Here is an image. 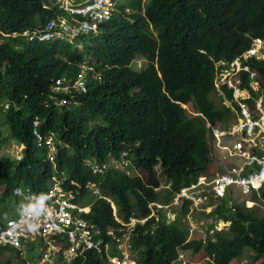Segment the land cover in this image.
Listing matches in <instances>:
<instances>
[{
    "label": "trees",
    "instance_id": "obj_1",
    "mask_svg": "<svg viewBox=\"0 0 264 264\" xmlns=\"http://www.w3.org/2000/svg\"><path fill=\"white\" fill-rule=\"evenodd\" d=\"M43 1L0 0V152L6 142L25 145L21 162L0 159V181L5 186L1 213L13 199L15 187L23 183L33 192L44 193L52 177L45 147L33 133L36 121L43 137L55 133L56 140L68 145L59 152V171L83 184L99 183L125 220L130 215L148 216L150 202L171 201L175 192L208 173L213 162L219 166L210 156L205 119L222 121L230 110L217 107L211 98L214 63L233 61L251 47L253 39L264 38V0H150L143 14L137 11L140 1L129 0L121 10L136 13H122L102 24L101 36L88 39L97 45L84 50L9 36L58 18L59 11L42 9ZM88 55L110 67L104 82L91 85L83 104L72 113L43 107L52 81L75 74L76 64ZM139 57L147 64L137 72L130 65ZM252 66L259 69L264 86V61H253ZM2 103L10 105L5 110ZM180 103L198 115L189 117ZM2 128H8V139L2 136ZM122 152L128 154L131 166L148 174L147 182L113 167L95 177L84 166L89 159L104 163L108 155L119 157ZM167 183L171 189H164L160 196L155 188ZM259 193L261 197L256 198L264 206V189ZM214 206L211 213L202 212L214 222L201 240H190L179 219L166 223L162 218L155 226L136 229L130 236L136 264H174L181 251L203 253L207 264H230L247 248L264 264V215L233 198ZM188 213L190 202L186 201L179 215ZM87 219L102 231L117 226L104 199L96 200ZM220 222L230 223L229 229L211 236ZM5 252L11 257L0 264H25L20 251L3 248L0 256ZM73 264L105 262L99 253L91 252Z\"/></svg>",
    "mask_w": 264,
    "mask_h": 264
},
{
    "label": "built area",
    "instance_id": "obj_2",
    "mask_svg": "<svg viewBox=\"0 0 264 264\" xmlns=\"http://www.w3.org/2000/svg\"><path fill=\"white\" fill-rule=\"evenodd\" d=\"M50 2L53 6H59L68 12L71 17L60 18V27L55 32L50 31L56 26L55 22L49 24L48 31L34 32L33 37L32 33L25 32L24 34L31 39L49 41L56 38L66 40L77 37L96 31L98 22L111 17L108 9H101L99 0H88L83 7L75 6L70 0ZM77 16L89 17L91 21L82 22ZM253 58L264 61V40H254L250 50L229 64L230 71L234 75H238L241 71L248 73L249 88H240L239 85L243 82L240 79L228 83L222 80V83H227L228 88L233 89L234 100L231 104L234 114L221 124L216 126L209 124L213 133L209 142L210 150L215 160L223 164V170L209 172L190 186L181 188L168 203H150L148 207L151 213L148 217L138 219L132 216L128 223H122L123 228L110 229L107 234L117 243L119 251L126 252L122 246L130 248V236L137 226H144L150 219H154L157 223L162 218L167 222L173 221L186 201L190 202L191 213L195 209L209 212L214 205L228 196H235L236 193L249 195L264 188V86L258 72L247 64ZM91 70V67L83 65L77 80L73 81L65 77L55 80L49 98L56 100L55 95L72 94L73 91L86 93L88 72ZM58 103L55 101V105ZM34 134L40 143L44 140L38 130H34ZM47 145L52 152L57 153V148L51 139L47 140ZM53 158L50 157L51 160ZM224 160H228L229 163H224ZM91 169L94 173L103 172L96 165H92ZM163 185L164 189H171L170 183ZM85 186L93 195L100 196L95 184L86 183ZM16 194L22 195L31 202L37 200L36 195L24 193L20 189ZM73 195L72 190L66 191L59 182H55L42 201L22 212L18 219L9 221L6 227H0V248L11 247L21 251L22 259H25L24 255L31 248L30 252L35 255L25 259V264H59L61 257L69 262L74 257L85 255L92 250L102 252V244H104L102 230L80 217L87 209L72 202ZM209 203L213 206L209 207ZM246 204L250 202L246 201ZM33 225L37 226L35 230H32ZM228 226L222 224L221 228L216 226V230L228 229ZM216 230H213L212 234ZM105 245L106 248L110 247V244L105 243ZM110 262L135 264L127 255L122 258L113 257Z\"/></svg>",
    "mask_w": 264,
    "mask_h": 264
},
{
    "label": "clouds",
    "instance_id": "obj_3",
    "mask_svg": "<svg viewBox=\"0 0 264 264\" xmlns=\"http://www.w3.org/2000/svg\"><path fill=\"white\" fill-rule=\"evenodd\" d=\"M50 1L51 0H44L43 3H42V9H44V10H51V11L52 10L59 11L58 18H51L42 27L32 28V29H26L22 33H19L17 31L16 32H12V33H9V36L10 37H13V38H16L18 36H23L25 38H28L30 41H39V42H45V43H58L59 45H61L62 43H65V45H70V46H72L74 48H77L79 50H84L85 45H84L83 41L88 40V39H92L94 37H98V34L102 31L101 30L102 24H106V23H109V22L115 20L116 18L117 19L120 18V15L122 13L125 14V15L136 13L134 11H131L129 8H127L124 11L121 10L122 7H124L127 4V1H129V0H99V4L101 5V9H108L109 12L111 13V17L109 19H107V20H103L101 22H98L96 31H91L89 33L81 34V35H79L77 37L75 36V37H72V38H68L66 40H61V39H58V38H56L54 40H49V41H41L39 38H32L31 39L30 36L25 35L24 33L25 32H30V33H32V37H33V33L34 32L40 33V32H43L45 30L48 31V26H49V24L51 22H55L56 26L52 30H50V31L51 32H55L60 27V24H61L60 18H70L71 17V15L68 12H66L63 9H61L59 6H53ZM70 1L75 6H81V7H83L88 2V0H81L79 2H77L76 0H70ZM136 1H140V3H141L140 4L141 5V10H137V11L140 12L141 14H143L144 11H145L146 5H147V3L150 0H136ZM77 17L82 22H90L91 21L89 17H82V16H77ZM256 39L264 40V38L263 39L262 38H256ZM256 39H253L252 44H251V47L253 45L254 40H256ZM89 41H91V40H89ZM251 47L248 50H250ZM247 51H245L243 53H246ZM242 54H240L239 56H237L233 61H226L225 59H221V60H218V61H216L214 63V65H215L214 91L215 92L212 94V96H215L216 97L217 104H220L218 106L219 108L220 107H225L226 109L230 110V113L224 118V120L219 121V122H215V123H212L210 120L205 119V123L209 127V133H208V148H209V152H210V156L211 157H213V155H212L211 150H210V144H209V142H210V138L212 137V134L213 133H212V128H210V125L209 124H211L212 126H216L218 124H221V122H224L225 120L229 119L234 114V111L232 110V105L233 104H231L233 102V100H234L233 89L232 88H228V86L226 84L229 81H233L234 82L237 79H240V80H243V82H242V84L239 85V87L240 88H249V82L247 80L248 73H246V71H241V73L239 72L238 75H234L233 72L230 71L229 64H231L232 62H234ZM253 61H263V60H258L256 58H253V59H251L247 63L251 67L252 70H255V71L258 72L259 77L262 79L261 74L259 72V69L257 67H253L252 66ZM146 64H147V60L145 58L139 57V58L135 59L131 63L130 67L134 71L140 72V71H142L144 69V67L146 66ZM83 65H87V66H89V67L92 68V70L88 72V82H87L88 89H87V92L86 93H81V94H80V92H74V91H73L72 94H70V93L69 94H63V93H61V94L55 95L56 98H57L56 100L55 99H50L49 98V96H50L49 94L51 93V88H52L55 80H57L59 78H63V77L72 79L73 81L77 80V77H78L79 73L81 72V66H83ZM76 66L78 67V70L76 71L75 74H73V75H64V76L58 77V78H56V79H54L52 81V84H51L50 90H49V94L42 101V106L43 107L56 109L60 114H63L65 112L72 113L76 108H79L83 104V101H82L83 95H86L89 92L90 86L91 85H98V84H101L102 82H104V75H105V73H107L108 71H110V67L109 66H102V63H99L91 55H88V56L84 57V60L82 62L77 63ZM222 80L226 81L227 83H222ZM227 92H229V93H227ZM229 94L231 95V97H229ZM212 96H211V98H212ZM263 97H264V95H263ZM55 101H58L59 103L57 105H55ZM9 105L10 104H8V103H5V104L2 103L1 104V106H4V109L5 110L9 107ZM180 105L185 109V111L187 112V114H188L189 117L198 115V114L193 113L192 109L190 108V106L188 104L180 103ZM84 115H86V114H83V116ZM92 123L97 124L96 122H92ZM39 125H40V122L39 121L34 122V130H38L39 131V129H38V126ZM5 129L8 131V128H5ZM34 130H33V133H34ZM53 134H55V133H52V134H50L47 137H43L42 134H41L42 138L44 139L41 142V144H43L44 147H45V153H44V155H45V161H47L48 163H51L52 166H53V168L56 167L58 169V166H57V158L59 156V152L62 149H64V148H68V145H67V143L65 141H58V140H56L54 138V135ZM2 136H3V128H2ZM50 139L53 141L54 145L57 148V153L56 154L54 152H52V150L47 145V140H50ZM38 141L40 142L39 139H38ZM7 145H8V143H7ZM10 145H12V146H11V149L10 150H7V154L8 155L7 154L6 155H3V156L0 157V159L2 157H10V158H12L13 160H15L17 162H21L23 160V158H24L25 145L19 144V143H15V142L10 143L8 146H10ZM6 146L4 148H6ZM3 149H2V151H3ZM124 154H126L128 156V154L126 152L120 153L119 154V157H115L112 154H110V155H108L109 161L104 162V163L97 162V160L89 159V160H87V161L84 162V166L87 167L88 170L91 171V173L95 177L97 175H100V174L105 173L109 169V167H113L114 170L119 171L118 169H116L115 164L116 163H121L124 159L129 160L127 158V156H124ZM20 156H21V158H20ZM51 156L54 157L53 160L50 159ZM217 162L219 164L218 167H220L221 164L219 163V161H217ZM130 163H131V161H130ZM130 163L128 164V167L129 168L132 167L130 165ZM92 165H96L97 167L101 168L103 172H101V173H94L93 170L91 169V166ZM212 165L213 166H217V165L214 164V162H213ZM125 174H127V173H125ZM127 175H129V174H127ZM129 176H132V175H129ZM55 182H59L61 184L62 188L63 189L65 188L66 191H68V190H72L73 191L74 198L72 199V202H75L79 206L87 209V211L84 212L83 214H81L80 217L85 218V220H87V222H89V223L94 224L93 222H91L90 220H88L87 217L93 213V207H94V204H95L96 200H98V199H104L110 205V207L112 208V215H113V218H114L117 226L116 227H110L106 231H102L101 232V235L105 234L107 237H110V239H111L112 236H109L107 234V232L110 229L123 228L122 227V223H128L130 217H132V216L133 217H136L138 219H143V218L148 217L150 215V213H151L150 210H149V214L146 217H137L136 215H130L129 218H128V220H125V219H123L119 215L118 208H117L114 200L111 197H109L108 195H105V194L102 193V191L100 189L99 183H97L96 181H93V180H88L87 181V183L95 184L96 187L99 189L100 196H95V195H93V193H92L91 190H89V189L86 188V186H85L86 184H83L81 181H79L76 178H72V177L69 178L66 174H64V172L59 171L57 173V175H52L51 179L48 181V185H47V188H46V190H45L44 193H41V192H33L30 187H25V186L23 188L21 186L15 187L14 190H13V198L15 199V201L16 202H19V201L23 200V201H27V202H29L31 204L27 208H23V207H15L14 208V207H11L10 206V204H9V201L10 200H8L7 203H6V208H5V210L2 213H1L2 207L0 206V217H1L0 227L1 228L2 227H6L9 221L18 219L20 217V214L22 212L23 213L26 212L27 210H29L30 208H32L35 203H37L38 201H42L43 198L45 197L46 193H48V191L51 189V187L53 186V184ZM74 182H75V184H74ZM78 184H80V185H78ZM0 186H4V185H1V181H0ZM163 186L164 185L161 184L159 187L155 188V191L156 192L164 191ZM185 187H188V186H185ZM18 189H20L24 193L29 192L31 194L36 195L37 196V200L31 202L29 200H26L22 195L18 196L16 194V191ZM262 189H264V188H262ZM262 189H260L258 192L257 191H253V193H251L249 195H243L245 198L248 199L247 201L250 202L249 205H254V204L257 203V201H259L257 198L261 197V194L259 192ZM4 191H5V189H4ZM3 192L0 193V196H1V194ZM178 192H175V194H173L172 197L175 196ZM250 195L253 196L252 200L249 199ZM89 197H91V199H89ZM233 197H235V196H231V197L228 196L227 198L222 199L220 203H222L226 199H229L230 200ZM154 202H164V201H163V199L162 200L159 199V200L154 201ZM150 203H152V202H150ZM164 203H168V202H164ZM252 203H254V204H252ZM149 204H148V206H149ZM243 204L246 206L245 203H243ZM208 206L210 207V206H213V205H211L209 203ZM214 207L215 206H213L212 210L209 211V212H207V211H200V210H196V209L193 210V212L194 211H197L198 213L205 212V213H208L209 214V213H211L213 211ZM148 209H149V207H148ZM190 213H191V209H190ZM178 216H180V215H178ZM178 216L176 217L175 220H173L171 222L176 221L178 219ZM166 223H170V222H167L166 221ZM149 224H151L152 226H155V224H157V222H155L154 219H150L147 224H145L144 226H137L134 229V231L136 229H139V228H144V227H146V225H149ZM219 224H228L229 225L228 226V229L230 227V223L220 222L216 226H218ZM216 226H215V229H213V230H216ZM36 228H37V226H35V225L32 226V230H35ZM222 230H227V229H222ZM222 230H220V231H222ZM210 235L212 236L214 234H211L210 233ZM105 243L110 244V247H107L106 248ZM102 246H103V251L102 252H99L97 250H92V251L86 252L85 255H80V256L74 257L69 262L68 261H65L61 257L59 259V262L58 263L59 264H73V262L75 260H77V259H86V257L88 256L89 253H91V252H97V253H99L101 255V257L103 258L105 264H111L110 259H112L113 257H120V258H122L125 255H127L128 257H130L131 260H133L135 262V264H136V261L133 258V253L131 252L130 248L127 249L126 247L122 246L123 250L126 251L125 253H123L122 250L119 251L117 249V243L115 241H113L112 239L110 241L109 240L108 241H105V239H104V244H102ZM3 248H8V249L16 250V249L11 248V247H1L0 250L3 249ZM16 251H18V250H16ZM189 252H191V251H181L179 253V255H178V259L177 260L178 261H181L183 264H186L185 255L184 254L188 255L187 253H189ZM6 254H8V256L6 257V259H8L9 257H11L10 256L11 254L9 252H5L2 255H6ZM0 261H2V260H0Z\"/></svg>",
    "mask_w": 264,
    "mask_h": 264
},
{
    "label": "rangeland",
    "instance_id": "obj_4",
    "mask_svg": "<svg viewBox=\"0 0 264 264\" xmlns=\"http://www.w3.org/2000/svg\"><path fill=\"white\" fill-rule=\"evenodd\" d=\"M102 31L98 34V36H101ZM85 47H91L94 45H97L96 42H92L89 40H85L83 41ZM65 43H62L60 45V47L64 46ZM212 99L216 102L217 104V99L215 96H212ZM220 104H217V107ZM58 121L61 122V118H58ZM3 137L4 138H8L9 137V131H7L5 128H3ZM8 142H6L7 145ZM11 146H6V148L3 149L2 152H0V157L3 155L7 154V150L11 149ZM8 155V154H7ZM124 156H127L126 154H124ZM130 163V160L124 159L121 163H116L115 167L116 169H118L119 171L123 172V173H127L129 175H137L140 176L142 178V180L144 182H147L149 177L148 174L141 168H136L134 167V165H132L131 168L128 167V164ZM224 163H229L228 160H224ZM87 168V167H86ZM88 169V168H87ZM223 170V164L218 167V166H213L211 167V169L209 170V172L214 173L216 171H222ZM59 172V169H57L56 167L53 168V174L52 175H57V173ZM64 174H67L66 171H63ZM22 188L24 187L23 183L20 185ZM5 189V186H0V193L3 192ZM164 191H159L157 193L160 194V196H163ZM253 196L250 195L249 199L252 200ZM89 199H91V197H89ZM160 200H162V198H159ZM234 201L237 202L238 204H246V201L248 200L247 198H245L242 194L240 193H236L235 197H233ZM9 204L11 207H23V208H27L30 206L31 203L27 202V201H19L16 202L15 199L13 198L12 200L9 201ZM246 206L248 208H256L258 211V214L260 216L264 215V206L257 201L256 204L254 205H247ZM177 215L175 216L174 220L176 219ZM179 219V223L183 224V226L187 229L188 231V235H189V239L190 240H201L204 239L207 235V229L209 228L210 224H213V220H209L207 219L203 213H198L197 211H194L193 213H188L187 215H180L178 216ZM222 224H219L218 227L221 228ZM212 231H210V233L212 234ZM130 254V253H129ZM188 255H185V260H186V264H207V260L208 258H206V256L203 253H199V254H194L192 252L187 253ZM35 255V253L33 252H27L24 257L25 259H30ZM8 256V254L6 255H2L0 257V260H5L6 257ZM255 257V252L249 248L245 249V252L243 254V256L236 258L234 260L231 261L230 264H259L261 262V260H256ZM174 264H182L179 261H176Z\"/></svg>",
    "mask_w": 264,
    "mask_h": 264
}]
</instances>
